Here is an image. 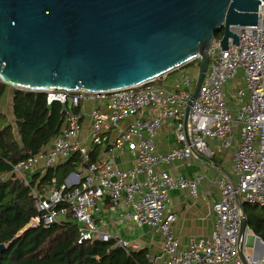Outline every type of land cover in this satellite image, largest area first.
I'll list each match as a JSON object with an SVG mask.
<instances>
[{
	"label": "built area",
	"instance_id": "2783aa9c",
	"mask_svg": "<svg viewBox=\"0 0 264 264\" xmlns=\"http://www.w3.org/2000/svg\"><path fill=\"white\" fill-rule=\"evenodd\" d=\"M258 13L257 24L232 27L239 44L230 38L228 48L222 49L220 38L214 39L206 75L188 112L198 76L194 79L185 70L176 85L156 78L110 90H46L49 105H64L65 124L49 150L14 165L13 172L31 186L37 210L28 226H50L71 217L78 223L79 244L113 241L128 252L138 249V244L103 229L106 222L98 214L107 198L119 212L118 221L130 218L159 231L166 258H154L153 264H264V256L247 254L243 247L241 254L238 250L242 204L264 206V2ZM238 73L244 87L235 89V102L230 105L227 90ZM124 120H128L125 127L113 134ZM169 120L176 144L163 153L156 138ZM85 123L89 132L84 138ZM211 140H218L217 147L210 145ZM234 143L233 177L221 173L215 180L220 198L213 205L216 220L211 233L182 246L173 230L176 215L166 212L170 192L182 188L197 197L203 175L187 178L158 165L200 156L212 159ZM98 147H109L112 156L114 150L127 149L134 165L121 168L106 156L93 159ZM41 160L46 167L71 161L74 169L62 180L53 176L51 186L41 191L28 178Z\"/></svg>",
	"mask_w": 264,
	"mask_h": 264
},
{
	"label": "water",
	"instance_id": "95a60500",
	"mask_svg": "<svg viewBox=\"0 0 264 264\" xmlns=\"http://www.w3.org/2000/svg\"><path fill=\"white\" fill-rule=\"evenodd\" d=\"M262 2L0 0V80L34 92L110 90L160 78L199 57L188 112L206 75L216 33L223 31L222 49L230 38L239 44L232 27L257 24ZM247 227L244 213L239 254Z\"/></svg>",
	"mask_w": 264,
	"mask_h": 264
},
{
	"label": "trees",
	"instance_id": "16d2710c",
	"mask_svg": "<svg viewBox=\"0 0 264 264\" xmlns=\"http://www.w3.org/2000/svg\"><path fill=\"white\" fill-rule=\"evenodd\" d=\"M222 34L216 33L215 38ZM199 64L197 57L181 66L166 84L176 85L183 70H192L196 76ZM7 87L0 80V99ZM12 90L15 125L0 127V246L5 245L0 264H147L146 248L128 252L113 241L100 240L79 244L78 223L71 217L50 226H28L37 215L31 186L18 178L13 168L20 160L44 150L61 133L65 124L64 105L58 102L49 105L45 92ZM70 165L71 161H67L49 166L39 182L38 172L29 173L31 185L37 182L41 187L45 182L51 183L53 176L62 180L72 169ZM242 209L248 226L264 241V206L244 202Z\"/></svg>",
	"mask_w": 264,
	"mask_h": 264
},
{
	"label": "crops",
	"instance_id": "0c3cea01",
	"mask_svg": "<svg viewBox=\"0 0 264 264\" xmlns=\"http://www.w3.org/2000/svg\"><path fill=\"white\" fill-rule=\"evenodd\" d=\"M171 81L169 80L165 83H170ZM12 89V87L8 86L5 93L7 92L8 95L12 97L13 109ZM90 105L89 102L85 104L87 108H89ZM153 111L154 110H151L150 113ZM0 113L4 114V111H0ZM85 122H89V120H86ZM127 122L128 120L122 121L119 127L113 130V134H116L122 127H125ZM88 132L89 125L85 123L82 136L85 138ZM52 142L53 140L44 150H49L52 147ZM156 143L158 150L163 153L168 152L176 144L173 122L169 120L164 123L157 135ZM218 143V140L210 141V145L213 148L217 147L216 145H218ZM236 148L237 145L234 143L232 147L218 151L212 159L200 156L191 159H176L169 163L158 165L159 168L164 169L171 174H182L187 178H193L197 174L203 175V179L198 187L199 191L197 197L191 196L187 189L182 188H177L170 192V201L167 205L166 212L174 213L176 215V220L173 223V230L179 238L182 246L186 245L189 239L193 237L207 236L211 233L216 220V213L213 205L220 198V192L215 180L221 173L233 177V156ZM112 151L113 150L109 149V147H98L94 150L93 156H106L110 160L114 159V162L121 168H130L134 165V158L127 149L123 152L114 150V156H112ZM65 162L67 161H60L58 164L60 165ZM228 165L231 168L230 171L226 168ZM47 168L48 167L44 164V160H41L35 166V172H38L39 174L37 182H39L42 176L45 175ZM73 169L74 166L72 169H69L67 173ZM60 172H62V167L60 168ZM30 174L28 178L32 181ZM50 186V183L45 182L41 185L40 190L43 191V187L49 188ZM100 205L101 210L98 215L103 217L106 222L105 226H103L104 230L109 231L112 234L120 235L132 243L138 244V249L146 248L148 259L147 264H153L152 259L154 258L155 260L166 258L163 252V240L157 229L149 225L139 226L130 218H125L122 222L118 221L119 212L110 207L107 198L104 199ZM124 209L125 208L123 207V210ZM246 229L251 230V234H248L246 238V245L252 246L254 255L261 258V256L264 255V245L257 241L256 236L258 235H256L249 226ZM261 241L264 242L262 239Z\"/></svg>",
	"mask_w": 264,
	"mask_h": 264
},
{
	"label": "rangeland",
	"instance_id": "374dc122",
	"mask_svg": "<svg viewBox=\"0 0 264 264\" xmlns=\"http://www.w3.org/2000/svg\"><path fill=\"white\" fill-rule=\"evenodd\" d=\"M221 32V31H220ZM223 32V31H222ZM175 70L173 71H170L168 72L167 74H164L163 76H161L159 78L158 81L160 82H163V81H169V80H172L173 77H175L172 73L174 72ZM187 72L188 74H190L194 79L196 76H198V73L197 75L195 76L193 73H192V70H188L187 69ZM242 74L241 73H238L236 75V78H232L231 79V83H233V86L232 84L229 86L227 92H228V96H229V104L230 105H233V103L235 102V96L233 94V92L235 91V89H238V88H243L244 85H243V82L240 81L242 78ZM0 111H4V114H1L0 113V127H3L5 125H8V124H12V125H15V117H14V114H13V109H12V97H10V95H8V93H4L2 98L0 99ZM165 122H163L162 126L164 125ZM188 159H191V158H188ZM210 159V158H208ZM227 170H231L230 166H226ZM248 234H251V230L250 229H246L245 230V238H244V241H243V244H242V247L245 248L246 250V253L247 254H252L253 253V247L250 246V245H246V238L248 236Z\"/></svg>",
	"mask_w": 264,
	"mask_h": 264
}]
</instances>
